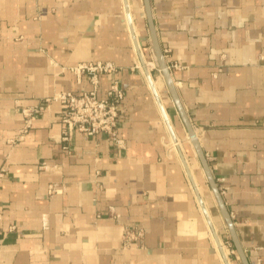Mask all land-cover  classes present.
<instances>
[{"label": "crops", "instance_id": "obj_1", "mask_svg": "<svg viewBox=\"0 0 264 264\" xmlns=\"http://www.w3.org/2000/svg\"><path fill=\"white\" fill-rule=\"evenodd\" d=\"M149 4L242 255L264 264V0ZM128 5L143 57L154 59L144 0ZM138 60L123 0H0V264H223L208 219L230 264H244L194 148L180 143L187 132L161 72L155 89L208 219L144 73L132 69ZM88 61L124 68L99 78V96L112 78L123 88V145L75 134L63 149L52 102L8 146L23 109L90 88L67 70ZM127 229L142 230L140 244L122 246Z\"/></svg>", "mask_w": 264, "mask_h": 264}, {"label": "built area", "instance_id": "obj_2", "mask_svg": "<svg viewBox=\"0 0 264 264\" xmlns=\"http://www.w3.org/2000/svg\"><path fill=\"white\" fill-rule=\"evenodd\" d=\"M76 79L85 76L90 88L80 93L61 91L39 101L33 109H23L24 123L17 134L7 140L8 146L22 142L32 128L33 120L38 113L48 109L52 102L58 103L60 111L58 121L61 125L60 141L62 148L69 150L73 135L94 136L102 134L117 146L123 145L118 137V120L122 109L124 91L117 78L108 83L104 96H99V78L101 75L119 74L123 68L111 61H88L67 67ZM13 227H11L12 229ZM141 229H127L121 238L123 247H131L141 242Z\"/></svg>", "mask_w": 264, "mask_h": 264}, {"label": "water", "instance_id": "obj_3", "mask_svg": "<svg viewBox=\"0 0 264 264\" xmlns=\"http://www.w3.org/2000/svg\"><path fill=\"white\" fill-rule=\"evenodd\" d=\"M123 4H124V9H125V15H126V19H127V24H128V29H129V33H130V36L132 38V41H133V44L135 46V50H136V53L138 55V59L141 63V65L143 66V71H144V74H145V78L147 80V82L149 83L150 87H151V90H152V93L156 99V102H157V105L159 106L160 108V111L162 113V116H163V121L167 127V130H168V133L171 137V139L173 140V142L176 140V137H175V134H174V131L169 123V119L167 118V115H166V112L160 102V99L154 89V87L152 86V80H151V73L147 70V68L145 67L144 65V59H143V54L140 50V47H139V44H138V41H137V38L135 36V33H134V28H133V22L131 20V16H130V11H129V5H128V0H123ZM144 5H145V11H146V18H147V24H148V27H149V31H150V35H151V39H152V44H153V47H154V51H155V58H156V62H157V65L160 69V72L165 80V83L175 101V104H176V107L179 111V114L183 120V124L185 126V129H186V132H187V137L186 139H183L182 142H185L187 140H189V142L191 143L192 147L194 148L195 152H196V155L198 156L199 160H200V163L206 173V176H207V179L209 181V184L211 186V189H212V192L219 204V207L223 213V216H224V219L227 223V226L230 230V233H231V236H232V239L235 243V246L237 248V251L238 253L241 255V258H242V261L244 264H247L246 261H245V258L243 257L242 255V251H241V247L237 241V238L235 236V233H234V230H233V227H232V223L230 221V218L228 216V213L225 211V208L223 206V202H222V199H221V195L219 193V190L215 184V181L211 175V172L209 170V167H208V164H207V161H206V158L204 157L200 147H199V144H198V140H197V135L195 134L194 132V129L191 125V123L189 122V120L187 119V116L185 115L179 101H178V98H177V95H176V92H175V88H174V85H173V80L171 78V75H170V71H169V68L167 66V63L164 59V56H163V53L161 52L160 48H159V45H158V42H157V37H156V32H155V28H154V25H153V19H152V15H151V8H150V4H149V0H144ZM177 151H178V155L180 157V160L182 162V165L185 169V172L187 174V177L191 183V186L194 190V193L196 195V198L197 200L199 201V204L201 205V209L202 211L204 212L206 218L208 219V216H207V213L205 211V208L203 207V204H202V201H201V198L197 192V189H196V186L195 184L193 183V180L191 178V175L189 174V171H188V167H187V164H186V161L183 157V153L181 151V149L177 146ZM208 222H209V219H208ZM210 224V222H209ZM211 225V224H210ZM211 227V226H210ZM211 232L214 236V238L216 239L217 241V245H218V249L220 251V254L222 256V259L223 261L225 262V264H229L227 262V259L224 255V252L223 250L221 249V246H220V243L217 239V235L215 232H213V229L211 227Z\"/></svg>", "mask_w": 264, "mask_h": 264}, {"label": "bare ground", "instance_id": "obj_4", "mask_svg": "<svg viewBox=\"0 0 264 264\" xmlns=\"http://www.w3.org/2000/svg\"><path fill=\"white\" fill-rule=\"evenodd\" d=\"M130 16H131V14H130ZM125 17H126V15H125ZM131 20H132V18H131ZM133 22V21H132ZM133 28H134V26H133ZM134 33H135V29H134ZM136 36V35H135ZM131 40H132V38H131ZM132 44H133V41H132ZM139 44V43H138ZM133 47H134V49H135V46H134V44H133ZM140 47V46H139ZM136 51V50H135ZM143 59H144V57H143ZM139 61V60H138ZM139 63V66H140V68H141V70H142V72L144 73V71H143V66L141 65V63H140V61L138 62ZM144 65H145V67L147 68V70L149 71V69H148V67H150L151 65H149V64H146V61H145V59H144ZM144 76H145V74H144ZM146 79V78H145ZM151 80H152V86L154 87V89H155V85H154V82H153V78H152V76H151ZM147 81V80H146ZM148 83V82H147ZM148 86H149V89H150V91H151V93H152V90H151V87H150V85H149V83H148ZM155 91H156V93H157V95H158V97H159V94H158V92H157V90L155 89ZM152 95H153V93H152ZM153 97H154V95H153ZM159 99H160V97H159ZM154 100H155V103H156V105H157V102H156V99H155V97H154ZM160 102H161V100H160ZM162 104V103H161ZM162 106H163V104H162ZM157 107H158V109H159V112H160V114H161V116H162V113H161V111H160V108H159V106L157 105ZM164 108V107H163ZM164 110H165V108H164ZM166 112V111H165ZM166 115H167V113H166ZM167 118H168V116H167ZM162 119H163V116H162ZM169 119V118H168ZM169 123H170V125H171V122H170V120H169ZM166 126V125H165ZM171 127H172V125H171ZM172 129H173V127H172ZM172 140V139H171ZM172 142H173V140H172ZM178 142L179 141H177V139L173 142L174 144H175V149L177 150V146L181 149V147L178 145ZM180 143H182V142H180ZM182 151V150H181ZM183 153V152H182ZM177 154H178V151H177ZM179 156V155H178ZM183 157H184V159H185V161H186V158H185V156H184V154H183ZM180 158V157H179ZM186 164H187V162H186ZM187 167H188V165H187ZM188 171H189V168H188ZM191 173H193V172H191ZM191 173H190V171H189V174L191 175ZM192 176H193V174H192ZM192 176H191V178H192ZM194 179V181H195V183H194V181H193V183L194 184H196V186H197V188H198V190H199V192H200V189H199V187H198V185H197V182H196V180H195V178H194V176H193V178H192V180ZM196 188V189H197ZM198 190H197V192H198ZM199 192H198V194H199ZM199 196H200V194H199ZM200 198H201V196H200ZM197 200V199H196ZM201 201H202V199H201ZM199 202V201H198ZM202 204H203V201H202ZM201 206V205H200ZM203 207L205 208V206H204V204H203ZM206 210V209H205ZM210 222V221H209ZM210 226L212 227V229H213V232H215L216 233V231H215V228L213 227V225H212V223L210 222ZM211 234H212V232H211ZM217 235V234H216ZM212 237H213V240L215 241V243H216V246H217V249H218V245H217V241H216V239L214 238V236H213V234H212ZM217 239H218V235H217ZM219 241V240H218ZM219 243H220V246L222 245L223 246V244H221L222 243V241L220 242L219 241ZM222 246H221V249L223 250V248H222ZM225 249V248H224ZM218 251H219V249H218ZM226 251V250H225ZM225 251L223 250V252H224V255H225V257H226V259H227V262L230 264V262H229V259H228V256H227V253H225ZM219 255H220V257H221V260H222V262H223V264H225V262L223 261V259H222V256H221V254H220V251H219Z\"/></svg>", "mask_w": 264, "mask_h": 264}, {"label": "rangeland", "instance_id": "obj_5", "mask_svg": "<svg viewBox=\"0 0 264 264\" xmlns=\"http://www.w3.org/2000/svg\"><path fill=\"white\" fill-rule=\"evenodd\" d=\"M167 55V52L164 54L163 53V56L165 57ZM145 61L147 62L146 64H149V65H151L150 67H148V69H149V72L151 73V76H152V78H154V79H156V78H161L160 77V69H159V67H158V65H157V62H156V58L154 57V59H145ZM167 66H168V68H169V71H171V68H172V66H175V67H180L179 65H177L176 63H172V64H168L167 63ZM120 67H122V66H120ZM123 68V67H122ZM124 69V68H123ZM132 69H137V70H141L140 69V67L136 64V65H134L133 67H132ZM191 145V144H190ZM192 146V145H191ZM182 147H183V149H184V152L186 153V154H188L187 153V150H188V147L182 142ZM173 152V151H172ZM175 154V153H174ZM185 157H186V155H185ZM187 159V158H186ZM187 162H188V160H187ZM188 164H189V162H188ZM218 240L220 241V239H219V237H218ZM221 242V241H220ZM223 243H221V244H223V247L225 248V250H226V248H227V245H226V242H224V241H222ZM231 253H232V251H231ZM227 256H228V259H230V257H229V255L227 254Z\"/></svg>", "mask_w": 264, "mask_h": 264}]
</instances>
